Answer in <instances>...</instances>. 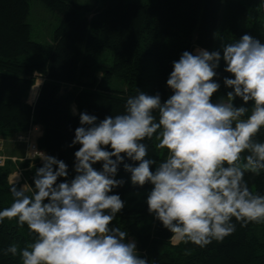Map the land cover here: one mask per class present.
<instances>
[{"label": "clouds", "instance_id": "9594fccd", "mask_svg": "<svg viewBox=\"0 0 264 264\" xmlns=\"http://www.w3.org/2000/svg\"><path fill=\"white\" fill-rule=\"evenodd\" d=\"M222 50V56L219 50L184 51L173 61L167 79L172 94L164 102L159 93L137 89L120 114L98 122L95 115L79 113L69 145H80L75 177L57 184L68 176V166L38 152L43 166L36 169L32 194L14 184L13 202L0 210V223L27 225L33 239L23 248L11 244L4 254L19 256L22 264H149L126 231L110 227L125 206L119 195H109L125 183L114 178L122 163L133 186L153 185L148 212L174 244L204 248L234 233L236 223L264 224V195L244 179L246 173H264V142L257 140L264 128V43L244 34ZM221 59L234 77L223 81L232 91L213 103ZM236 98L243 104L236 106ZM153 137L155 149L166 150L159 162L146 158L143 141ZM125 157L137 165L124 163ZM97 162L101 171L93 167Z\"/></svg>", "mask_w": 264, "mask_h": 264}, {"label": "trees", "instance_id": "16d2710c", "mask_svg": "<svg viewBox=\"0 0 264 264\" xmlns=\"http://www.w3.org/2000/svg\"><path fill=\"white\" fill-rule=\"evenodd\" d=\"M30 1L0 0V139L29 137L40 127L38 152L68 166V176L58 178L57 184L70 182L76 175L74 153L80 145H69L80 126L79 113L95 115L98 122L120 114L137 89L149 95L159 93L161 101H166L172 94L167 79L173 61L184 51L219 50L222 56V45L244 34L264 43V0H105L100 10L91 0H39L59 20L48 46L32 40ZM225 67L221 59L214 78L220 88L213 94V103L232 91L223 83L225 77L234 78ZM38 80L42 83L30 104L29 95ZM234 104L240 106L243 101L236 98ZM257 140L264 142V128ZM143 142L148 146L146 158L159 162L165 157L166 150L155 149V137ZM21 144L28 149L26 143L14 142ZM124 163L136 166L138 162L125 157ZM41 166L38 155L5 161L0 167V210L13 202L10 188L14 184L25 185L27 194H32L33 178ZM93 167L101 171L102 162ZM17 169L21 180L13 181ZM130 177L120 164L114 178L125 183L109 195H119L125 206L110 227L126 231L127 240L135 241L138 254L149 264H264V224L236 223L234 233L204 248L174 244L172 234L148 212L146 200L153 185L133 186ZM244 179L251 190L264 195V173H246ZM32 239L27 225L20 228L15 220L5 219L0 223V264H22L19 256L5 255L4 250L13 243L23 248Z\"/></svg>", "mask_w": 264, "mask_h": 264}, {"label": "rangeland", "instance_id": "374dc122", "mask_svg": "<svg viewBox=\"0 0 264 264\" xmlns=\"http://www.w3.org/2000/svg\"><path fill=\"white\" fill-rule=\"evenodd\" d=\"M105 0H91L92 6L96 10H100L102 4ZM91 15L89 17L91 18ZM28 23L32 29V40L36 41L44 46H48L52 43V38L54 35L55 30L59 26V20L57 16L52 13L51 11L47 10L42 2L39 0H31L30 1V14L28 16ZM99 76L101 77L102 74L100 73ZM41 81H38L40 84ZM37 86L34 87L35 94L31 96L32 90L30 92L31 103L37 96L38 92ZM34 134V133H33ZM35 134H38V130H35ZM33 139V137H31ZM0 148L2 147V151L0 153L5 157L7 160H12L16 162L18 158H25L26 156V149L23 144L21 145H14L12 139L3 140L0 139ZM16 158V160H14ZM6 160V161H7ZM20 166V165H19ZM18 166V167H19ZM13 181H20L21 180V170L17 169L12 174Z\"/></svg>", "mask_w": 264, "mask_h": 264}, {"label": "built area", "instance_id": "2783aa9c", "mask_svg": "<svg viewBox=\"0 0 264 264\" xmlns=\"http://www.w3.org/2000/svg\"><path fill=\"white\" fill-rule=\"evenodd\" d=\"M31 152H32L33 156L38 155V150L36 149V147L34 145L31 148ZM2 164H3V160L0 159V165H2Z\"/></svg>", "mask_w": 264, "mask_h": 264}, {"label": "crops", "instance_id": "0c3cea01", "mask_svg": "<svg viewBox=\"0 0 264 264\" xmlns=\"http://www.w3.org/2000/svg\"><path fill=\"white\" fill-rule=\"evenodd\" d=\"M34 94H35V90H34V89H32V94H31V96H32V95H34Z\"/></svg>", "mask_w": 264, "mask_h": 264}]
</instances>
